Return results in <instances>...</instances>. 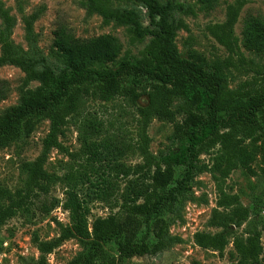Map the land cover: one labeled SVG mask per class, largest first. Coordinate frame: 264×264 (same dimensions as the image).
<instances>
[{
  "label": "trees",
  "instance_id": "16d2710c",
  "mask_svg": "<svg viewBox=\"0 0 264 264\" xmlns=\"http://www.w3.org/2000/svg\"><path fill=\"white\" fill-rule=\"evenodd\" d=\"M134 1L146 9L148 26L142 24L140 10L117 6L114 0H78L86 15L98 14L104 24L127 26L131 44L150 34L139 56L124 55L118 60L122 44L115 36L101 34L80 40L60 25L52 41L60 64L53 67L44 56L25 53L13 44L9 38L13 18L0 0L4 23L3 28L0 26V65H15L24 74L17 104L0 115V148L30 134L40 120L49 121L39 155L20 164L21 185L10 189L0 183V226L18 214L32 213L42 179L59 182L64 187L61 206L68 212L69 221L52 239L42 240L33 233L42 258L64 240L77 238L83 250L67 264H119L136 255L155 254L169 244L163 212L173 209L195 174L209 172L218 195L207 223L220 231H195L194 243L220 256L231 243L230 260L224 264H261L260 231L252 229L243 236L231 228L238 227L255 209L250 211L237 193L223 186L234 169L250 171L257 156L264 172V62L245 59L233 29L244 1L227 4L225 20L207 25L209 34L228 53L207 68L198 53L188 57L177 53L169 17L182 8L181 3ZM196 2L200 10L208 12L220 0ZM39 14L36 10L22 15L28 37L33 35V22ZM241 44L248 51L264 53V17H244ZM239 64L244 73H253L229 88L224 69L238 70ZM33 81L38 84L31 88ZM143 82L146 87L142 90L139 85ZM8 90L7 82L0 79V100L6 98ZM143 95L147 100L139 105ZM117 98H122L131 111L116 121L104 119L98 110L89 108L91 101L105 104ZM176 100L180 102L174 106ZM127 115L132 116V129L122 121ZM153 119L173 126L172 146L160 154L150 150L147 130ZM67 125L74 126L77 133L79 148L75 151L59 140ZM215 147L211 163H201L200 154ZM52 148L69 157V166L61 176L48 173L44 167ZM130 155H138L140 161L127 163ZM178 167L183 169L176 177ZM92 201L103 202L111 210L117 208L119 213L90 221ZM58 202L40 204L48 212ZM111 243L112 250L108 247Z\"/></svg>",
  "mask_w": 264,
  "mask_h": 264
},
{
  "label": "rangeland",
  "instance_id": "374dc122",
  "mask_svg": "<svg viewBox=\"0 0 264 264\" xmlns=\"http://www.w3.org/2000/svg\"><path fill=\"white\" fill-rule=\"evenodd\" d=\"M174 1L182 5L180 10H175L169 17L175 30L174 44L177 53L182 57H188L192 52L198 53L202 56L206 68L216 60H223L228 54L227 51L209 34L206 27L208 24L224 21L226 6L234 0H220L219 4L208 12L200 10L196 0ZM243 1L244 5L233 28L239 39V49L246 60L263 63L264 53L248 51L243 47L241 41L244 17L249 14L264 17V0ZM2 2L13 18L9 35L13 44L25 53L44 56L53 67L60 64L55 56L54 48H52L53 32L60 25L65 26L75 38L80 40L101 34L115 36L122 44L118 60L124 55L139 56L151 36L147 34L140 41L131 44L127 26L117 25L114 22L104 24L98 14L86 15L85 9L79 5L78 0H2ZM114 4L140 10L142 24L149 25L146 9L134 0H114ZM189 9H192L193 13L189 12ZM36 10H40V14L33 22V35L28 37L22 15H28ZM0 26L4 27L1 18ZM252 73V71L244 73L243 65L240 64L238 70L224 69L229 88H235L241 81L249 79ZM23 76V72L15 65H0V79L5 80L9 88L6 98L0 100V115L5 109L17 104ZM37 84V81H33L29 87L33 88ZM139 87L142 90L145 89L146 83H141ZM146 100L147 95H143L137 103L143 105ZM179 102L176 100L174 106H177ZM90 103L89 108L98 110L107 120L116 121L121 118L123 113L126 115V112L131 111V107L126 105L122 98L105 104L99 101ZM177 117L178 119L182 118L181 115ZM122 121L128 123L130 129L133 128L132 116L127 115L122 118ZM48 130L49 121L47 119L40 120L30 134L0 148V183L2 185L10 189L21 185L23 174L20 171V164L24 160H33L39 155L42 139ZM172 130L173 126L170 122L158 119L151 121L147 131L151 137L150 150L152 153L166 152L172 146ZM59 140L71 151L79 148L77 133L72 125L63 128ZM216 149L217 147L209 153L200 154V162L210 164ZM126 161L131 164L138 163L140 157L130 155ZM68 166L69 157L65 153L55 148L49 151L44 166L48 173L61 176ZM250 168V171L241 167L234 169L224 181L223 186L227 191L237 193L241 204L250 211L255 209V213L249 214L238 227L232 226L231 228L243 236L252 229L260 231L261 264H264V172L259 156L250 164ZM182 169V167L177 168L176 177H179ZM37 191L40 192V196L35 200V205H33L32 213L29 216L18 214L0 226V264H67L83 250V243L79 239L70 238L61 242L52 252L45 254L44 259L42 258L32 240L33 233H36L42 240L52 239L59 234L60 227L68 223L69 218L68 212L61 206L64 198V187L61 183L42 179ZM217 195L215 180L211 173L195 174L185 194L179 196L178 201L174 203L173 209L163 212L168 223L167 232L171 239L169 244L155 254L136 255L122 260L119 264H192L193 261H199L202 264H224L228 262L233 250L231 243L226 246L223 256H220L216 251L201 248L193 241L195 231L210 233L220 231V228L211 227L207 223L216 207ZM41 201H45L46 206H50L56 201L59 202L50 211L44 212L41 208ZM89 206L91 208L90 221L96 216L104 217L110 213H119L117 208L111 210L99 201H92ZM108 247L112 250L114 244L111 243Z\"/></svg>",
  "mask_w": 264,
  "mask_h": 264
},
{
  "label": "built area",
  "instance_id": "2783aa9c",
  "mask_svg": "<svg viewBox=\"0 0 264 264\" xmlns=\"http://www.w3.org/2000/svg\"><path fill=\"white\" fill-rule=\"evenodd\" d=\"M264 212V211H263Z\"/></svg>",
  "mask_w": 264,
  "mask_h": 264
}]
</instances>
